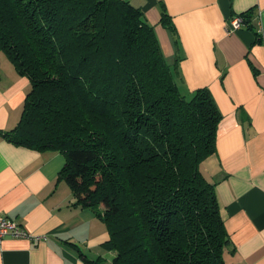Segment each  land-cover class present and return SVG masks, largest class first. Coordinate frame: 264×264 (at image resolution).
<instances>
[{"label": "trees", "instance_id": "trees-1", "mask_svg": "<svg viewBox=\"0 0 264 264\" xmlns=\"http://www.w3.org/2000/svg\"><path fill=\"white\" fill-rule=\"evenodd\" d=\"M240 15L253 28L254 7ZM161 22L176 34L165 9ZM0 50L30 81L18 123L1 133L64 153L57 181L107 225L116 255L87 264H227L231 238L201 170L222 112L209 88L179 87L141 8L0 0Z\"/></svg>", "mask_w": 264, "mask_h": 264}, {"label": "crops", "instance_id": "crops-1", "mask_svg": "<svg viewBox=\"0 0 264 264\" xmlns=\"http://www.w3.org/2000/svg\"><path fill=\"white\" fill-rule=\"evenodd\" d=\"M154 26L179 87H207L222 119L216 151L201 162L214 184L231 246L227 264H264V0H129ZM254 7L253 28L228 32L234 15ZM171 16L176 34L162 21ZM260 36L261 40H258ZM30 81L0 50V213L46 239L8 235L0 264H87L111 261L109 230L92 207L74 204L57 181L64 153L39 151L1 133L19 121Z\"/></svg>", "mask_w": 264, "mask_h": 264}, {"label": "built area", "instance_id": "built-area-1", "mask_svg": "<svg viewBox=\"0 0 264 264\" xmlns=\"http://www.w3.org/2000/svg\"><path fill=\"white\" fill-rule=\"evenodd\" d=\"M245 26L243 17L240 14L234 15L227 21L226 29L228 32H233ZM26 237L30 239H46V234H35L30 232L23 225L16 222L14 219L0 213V243L8 236Z\"/></svg>", "mask_w": 264, "mask_h": 264}]
</instances>
